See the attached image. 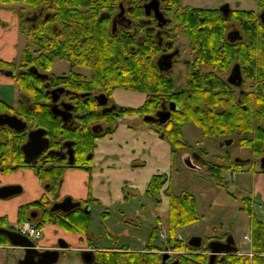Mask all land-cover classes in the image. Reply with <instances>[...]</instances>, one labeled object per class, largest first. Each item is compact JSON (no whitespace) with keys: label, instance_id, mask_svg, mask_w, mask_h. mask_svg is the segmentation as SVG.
<instances>
[{"label":"trees","instance_id":"obj_1","mask_svg":"<svg viewBox=\"0 0 264 264\" xmlns=\"http://www.w3.org/2000/svg\"><path fill=\"white\" fill-rule=\"evenodd\" d=\"M128 0H0V6L24 5L29 9H40L44 4L48 9H54L51 20H40L36 25L22 20L21 32L25 36V46L19 58L6 60L0 57V73L10 70L14 73L19 92L22 98L17 105L10 106L6 102H0V113L9 110L24 122L28 123L27 129L16 131L7 126H0V168L9 173L22 168L36 170L40 181L46 185L47 194L40 199L32 201L20 207L19 221H35L31 213L39 214L38 226L53 224L61 227L64 231L72 233L88 234L94 220L92 210L86 211L87 206L98 203L94 198L82 201L81 205L66 213L62 211L52 212L54 204L52 197L60 190L65 172L69 168L91 169V153L95 148L96 140L100 133L94 130L98 123L108 124L109 131L114 130L123 116L130 114H149L156 111L157 105L167 97L179 107L174 111L173 118L159 129V125L147 122L148 125H156L155 129L168 140L173 150L178 153L188 149L189 144L183 139V128L188 122L196 123L202 130L204 137L218 139V127L222 137L237 136L243 145L252 144L256 156L259 158L264 154V115L252 116L255 132L252 139H247L251 126L246 127L251 117L239 112L233 107L231 101L222 99L218 101L217 96L211 90L195 91L192 97L179 88L176 80H169L161 76L160 72H152L150 69L140 74L139 55L136 51L135 34L123 29L113 32L110 19L101 18L104 11L116 12L119 3H127ZM131 9L128 13L134 18L143 10L137 0H129ZM176 10L177 20L182 23L187 20L180 14H190V26L186 33L197 34L199 50L204 51L206 58L216 59L218 64L228 67L233 62L234 43L228 38V32L232 28V22H237L242 34L252 35L256 40H261V58L257 57V48L254 47L255 64H264V24L258 27L257 13L253 10H235L228 18H225L218 9L195 8L183 6L181 0H167ZM260 8L264 9V0H257ZM193 37V36H191ZM256 42V41H255ZM246 45L243 51H246ZM56 60H63L68 64V71L57 74L53 71ZM145 67V66H144ZM37 70L49 76L48 82L52 86H63L77 92L89 93L90 98H81L80 104L83 111L92 112L79 118L74 127L65 126L62 119L56 116L50 109L51 97L46 86L47 81L31 71ZM116 89L129 91H144L152 98L157 96L159 101H148L140 108L124 107L119 114L102 113L99 110L94 95L107 92L109 95ZM166 94V95H165ZM221 103L227 107L218 115L217 106ZM262 103V102H261ZM221 105V106H222ZM264 104H261V106ZM212 106L214 109H209ZM157 107V108H156ZM264 107V106H263ZM230 109L232 112H230ZM246 121V122H244ZM239 123V124H237ZM241 123H244L242 125ZM246 125V126H245ZM43 128L47 131L50 147H59L64 142L74 143L75 161L72 165L52 154L42 155L37 163H27L22 146L28 139L30 129ZM236 128L239 130L236 131ZM228 129V130H227ZM243 169V163L232 162L227 166L224 164L212 165L210 175L220 187L227 188L228 182L222 173L228 169ZM169 177L165 174L155 175L147 188V194L154 198L157 203L161 201V192ZM170 199L167 222L170 227L167 243L175 249L182 250L184 243L179 240L176 233L179 228L190 225L201 219L197 199L190 194H175L171 183L167 191ZM249 197L244 198L241 210L251 213ZM0 228H9L8 220L0 216ZM253 252L254 256H233L228 262L219 264H264V220L254 217L252 221ZM151 242L160 239L159 226L155 227ZM165 241H163V245ZM0 244H10V240L4 234H0ZM190 251L198 249L188 245ZM161 249V247H154ZM134 256L136 254H133ZM193 257L194 259H190ZM201 257V256H200ZM199 255L180 256L179 264H201ZM100 264H135V257L109 256ZM159 264L158 260H154ZM209 264V261H204Z\"/></svg>","mask_w":264,"mask_h":264},{"label":"flooded vegetation","instance_id":"obj_2","mask_svg":"<svg viewBox=\"0 0 264 264\" xmlns=\"http://www.w3.org/2000/svg\"><path fill=\"white\" fill-rule=\"evenodd\" d=\"M43 1L44 3L47 2V0ZM153 1L154 0H137L143 10V13H138L134 18H132L130 13H128V9H131L129 0L127 1L128 4L120 2L118 11H104L101 14L102 19H110L114 33H116L119 29H123L135 34L137 42L136 51L138 52L140 62L139 65L141 75L139 76L143 78V71H147V69H150L154 73L160 72L161 76L167 77L169 80H178L176 70H178L179 68H175V66L177 65L179 67V64H184L186 70L184 71L185 83L183 86H179V88L183 89V91H186L188 97H192L194 92L198 90H211L217 96L218 101H221L222 99L231 101V103H229L230 108L233 107L239 112L246 113L251 117V121L247 126H245H251L249 129H247L246 132H248L247 139H252L253 133L255 132V125L254 121H252V116H254V114L255 116L257 115L256 111L259 112L258 114L264 115V105L261 106V104H264V64H255L253 53L254 47H256L257 57L258 59L261 58L262 44L259 38L260 36L257 37L256 40L251 34H247V36H245L239 29L237 22H232V28L230 29L228 34L230 32L238 31L241 37L239 38L238 36L235 41H232L235 45L232 64H229L228 67H223L222 64H218V55L216 59H211L208 57L206 58L207 55L204 56V51L199 50L198 40L197 38H195L197 34H189V32L186 33V29L190 26L189 19L191 16L189 13L185 12L183 14H180L182 18L187 20L186 22L183 21L182 23H180L177 20V16H179V14L176 13L174 7L172 5H169L167 0H159L160 10L163 13L161 19H159L158 14L155 12L153 6L148 7V5ZM7 10L11 12V16L14 20L11 28L18 34V40L16 43V47L18 48V46H20V40L22 39V36L25 39V36L21 32L22 20L26 21L27 23H32L33 25H36L42 19H44L45 21L51 20L53 17L52 10L54 9H48L47 6L42 4L40 6V9L36 10L29 9V7H26L24 5H19L17 7L9 6L7 7ZM235 10H238V8L233 9L231 7L230 15ZM263 11L264 9L258 14L259 20L262 23L263 21L261 19V14ZM180 36H184L188 42L186 49L185 47L180 48L176 45L177 41H179ZM25 42H23L24 45H21L22 48H24ZM245 45L247 49L246 51H243L242 49ZM175 52H177V54L172 58V67L167 70H162L160 65V60L162 59V57L169 54H174ZM162 67L165 68L164 65H162ZM41 75L45 76V78H41L47 81L46 86L49 85V87L47 86V88L51 97V100L49 102L50 109L55 110L56 113H54L53 111L52 112L60 119H62L65 126H76L79 122L80 117L86 116L92 112V110L83 111V109H81L82 105L80 104L81 98H85L86 100L90 98L89 93L77 92L76 90L67 89L63 86H52L51 83L48 82L49 76L45 73H42ZM56 89H63L64 91L59 92L58 95H56L58 100L54 101L52 91ZM137 92L143 93L147 96L145 101L137 108L146 105L148 101L154 102V104L159 101L157 96L150 98L148 93L144 91ZM111 95L112 94L109 95L107 92H100L99 94L94 95V98L97 100L99 110L102 111V113H115L116 115H118L119 110H121L122 107L113 102V100L111 99ZM20 98H22V95L19 92V99ZM162 99L163 101L157 105L158 108L156 107V111L145 115L137 114V116L140 117L138 121H141L144 124H147V122H152L153 124L159 125V129L162 131L161 126H165L167 123H169V121L173 118L174 111L179 109L177 105V109H175L174 104L176 103L170 101L166 96ZM221 105V103H218V115L225 109H227V107L223 106L224 104L222 106ZM209 109L211 110L214 108L212 106H209ZM230 112H232L231 109ZM159 113H165L166 115H168V118L164 119L162 117L161 121L151 120V117L157 118ZM162 120L166 121L165 124L161 123ZM241 124L244 125V123ZM156 125L150 126L155 129ZM109 129L110 126L108 124H103L101 122L98 123L94 128V130L98 133L108 132ZM31 130L34 129H30L29 132ZM237 130L239 129L236 128V131ZM221 131L222 129L218 127V146H220L221 149L224 147L225 150H227V146H233L235 144H239L244 147L243 143L240 142L239 137H222V135L219 133ZM228 142L232 143L228 144ZM68 143L72 142H64L59 147L49 146V148L44 151L43 155L52 154L58 157L59 160H64L66 163L70 164L71 159L69 151L72 152V150L68 148ZM247 148L252 149L254 156L251 157V159L249 158L245 160H240V157H234L235 162L243 163L244 166L248 168L247 171L250 174L259 171L264 172L261 165V160L264 157V154L258 158L253 150L252 144L248 145ZM73 151L75 161L74 143ZM211 170L212 167L209 169V171L211 172ZM109 235L113 234L109 231ZM95 238L96 237L92 236L91 238H87L88 241L85 244V248L80 249L73 246L71 241H69L66 237L60 236L54 242H52L51 245H43L39 247L35 245L34 249L36 251L33 252H27L24 248L15 247L10 244H0V251L8 249H14L17 251V257L14 258L12 264H21L26 258L29 260L30 264H43L49 259L48 257H46V255L41 254L46 250H60V260L61 257L65 254V251L70 250V248H73L77 252L81 253L83 264H100L102 260L107 259L104 258L106 256H109V258L111 256L137 257L135 259V264H157V262H155L154 260H158L159 264H179L180 256H190L191 254H197L199 255V257L201 256L199 258L201 260V264H204V261L206 260L209 261V264H219L221 262H228V260H230V258H233V256L250 258L254 256L252 230L251 233L248 234V236H244V238L248 240L247 248L248 246H250V252L248 253L247 251L249 249H244L246 242L237 243L234 236L229 232L218 234L217 238L210 240L206 244H204L202 240V245L198 248L190 245V240H188L184 243L182 250L175 249L174 246L170 243L164 242V244L166 245H163V240L157 239L155 242H151L152 239H156L155 237H152V235L146 244L133 247L131 243H127L121 245L120 248H118V239H116V241L113 243L109 242L114 239V235L112 238H110L109 236L103 237L104 243H110L107 247L104 245L99 246L98 244H96V240H94ZM104 239H107L108 241H104ZM62 240L63 242H61ZM215 241L218 242V247L222 249V251L212 258V253L209 247ZM65 242H68L70 246L67 248H61V243ZM82 244H84V242H82ZM188 245L198 249V251H190L187 247ZM154 247H161V249ZM227 248H233V250L227 252ZM85 250H92L94 252V254L92 255V261L90 263H87L85 261V257L83 256V251ZM133 254L136 255L134 256ZM190 259L194 258L190 257ZM10 262V259L7 258L5 264H11ZM190 264H194V262Z\"/></svg>","mask_w":264,"mask_h":264},{"label":"rangeland","instance_id":"obj_3","mask_svg":"<svg viewBox=\"0 0 264 264\" xmlns=\"http://www.w3.org/2000/svg\"><path fill=\"white\" fill-rule=\"evenodd\" d=\"M182 3L184 6L219 10L224 4H229L233 9L253 10L257 13V17L263 10L258 5L257 0H182ZM0 8L7 9L6 6H0ZM0 22L5 23L3 20H0ZM260 23L258 17V27ZM23 42H25V39L22 36L20 46H18L16 50L14 59L20 57L23 49L21 45H24ZM176 45L180 48L185 47L186 49L188 42L184 36H180ZM175 68H179L176 70L178 75L176 84L178 87L183 86L185 83V66L184 64H179V67L176 65ZM53 71L57 74H61L64 71L67 72V63L63 60H56ZM7 90L8 94H11L12 91L14 92V97L11 98V103L9 102L13 105L16 100L15 87L9 86ZM131 95L132 93H128L125 89H116L113 91L111 99L122 108L131 107V105H135L134 103L137 102L136 98ZM10 113L9 110L4 112V114ZM131 115L134 114L126 115L125 117L131 118ZM183 139L190 146L188 149L185 148L176 155L177 164L173 173V185L171 188L175 194L186 193L197 199L201 219L190 225L179 228L176 233L177 238L185 243L191 238L198 236L203 238V242L206 244L210 240L217 238L218 234L229 232L234 236L237 243L246 242L244 249H249L247 253L250 252V246L247 248L248 240H246L244 236H248V234L251 233L252 221L255 216L264 220V213H261L262 207L250 196L255 181L252 175L247 171V167L244 166L243 169L236 170L229 168L222 173V176L225 177L224 181L228 182V186L227 188L220 187L214 180L215 178L210 175L209 169L212 165L215 166L218 165V163L229 166L232 162H235L234 157H240V160L251 159V157L254 156L252 149L247 148L246 145L243 147L239 144L227 146V150H225L224 147L221 149V147L218 146V139L204 137L201 128L194 122H188L184 125ZM185 152L190 154L196 152L201 157V160L193 159L194 164L199 166L200 169H190L184 164L181 155ZM167 187L166 185L164 189H167ZM164 189L161 194L160 203H157L154 198L146 193L145 195H139L137 199L130 202V205H124L123 209L126 222H123L121 220L122 217L119 215L105 221V219L97 216V212H95L94 225L92 224L89 232H94L96 244L107 247L111 242H115L116 239H118L117 241L119 243L118 248L127 243H131L133 247L146 244L155 231V227L159 225V218L161 219L162 225L166 228L163 230L164 236L169 235L170 227L167 222L168 213L164 211L163 208V202L168 200L169 195ZM245 197L250 198L249 204L252 209L250 214L241 210L244 205ZM130 218L135 220L138 219L139 222H130ZM51 226L55 227V235H60L59 230L62 228L53 224ZM61 231L63 233L62 235H64L62 237H66L69 241H71L70 238H68L69 234L82 235L81 238L75 241L76 243L72 242V244L76 247L78 246L79 249L85 248V244L88 241L87 238H91V236L85 233H72L64 231L63 229ZM109 231L115 235L114 239L109 241V244H106L107 242H103V237L108 236ZM104 241L108 240L104 239ZM82 242H84V244H82ZM42 243V240H36L37 245H41ZM16 252L17 251L14 249H8L0 251V254L9 258L12 264L14 258L17 257L18 253L16 254ZM56 264H83L81 253L70 248V250L65 251V254Z\"/></svg>","mask_w":264,"mask_h":264},{"label":"crops","instance_id":"obj_4","mask_svg":"<svg viewBox=\"0 0 264 264\" xmlns=\"http://www.w3.org/2000/svg\"><path fill=\"white\" fill-rule=\"evenodd\" d=\"M0 20L5 22H0V57L12 60L17 50L18 34L11 28L14 22L11 12L0 8ZM9 86L15 87L14 106L19 101L18 86L11 73L3 71L0 73V102L12 106L10 100L14 97V92L7 93ZM126 91L132 93L131 96L137 100L135 105H131L134 108L142 104L147 97L137 91ZM139 118L137 114L131 115V118L123 117L114 130L101 132L91 153V169H67L60 190L55 196L56 200L61 201L71 197L74 201L82 202L94 198L98 201L92 205L95 216L97 212V216L106 221L119 215L122 217L121 220L126 222L123 206L130 205V202L139 195H145L155 175H168L169 184L171 183L172 186L177 153L161 132L138 121ZM251 175L255 182L250 196H255L256 201L261 203V213H264V172L259 171ZM5 186L22 188V191L15 195L0 198V216L7 218L9 226L19 222L21 206L47 194L46 185L44 186L36 170L32 168H22L9 173L3 172L0 168V188ZM169 207L168 198L163 202L164 211L168 213ZM160 220L159 218V223L162 224ZM130 222L138 223L139 220L130 218ZM44 230L46 234L42 241L44 245H51L58 237L64 236L62 229L59 230L60 235L56 236L55 227L51 225H46ZM108 236L113 237V235ZM81 237L80 234H69L68 238L71 243H76L75 241ZM6 260L7 257L0 254V264H5Z\"/></svg>","mask_w":264,"mask_h":264},{"label":"water","instance_id":"obj_5","mask_svg":"<svg viewBox=\"0 0 264 264\" xmlns=\"http://www.w3.org/2000/svg\"><path fill=\"white\" fill-rule=\"evenodd\" d=\"M153 6L155 12L158 14L159 19H161V16L163 15V13L160 10V2L159 0H154L151 4L148 5V7ZM221 12L223 13L225 18H228L231 12V7L229 4H225L221 7ZM261 19L264 23V11L261 14ZM241 37L239 35L238 31H234V32H230L228 34V38L231 41H235L237 38ZM177 54V52H175L174 54H169L167 56L162 57V59L160 60V65H161V69L162 70H167L170 69L172 67L173 61L172 58ZM162 65L165 66L162 67ZM32 72H34L35 74H37L38 76L45 78L44 75H41L38 73L37 70L32 69ZM49 87V85H47ZM63 89H56L54 91H52V95L54 96V101H57L58 98L56 95H58L59 92H63ZM175 109L176 108V104H174ZM54 113L55 110H52ZM167 119L168 115H166L165 113H159V115L157 116V118L151 117V120L154 121H161V118ZM150 119V118H148ZM165 120H162V124H165ZM0 126H8L16 131H23L28 127V124L26 122H24L22 119H20L17 116L14 115H9V114H0ZM232 142H228V144H231ZM50 146V140L47 137V131L43 128H38L35 130H32L29 133L28 136V141L26 142V144L23 145L22 149L25 153V157H26V162L27 163H36L38 162V158L40 156L43 155L44 151L47 150ZM68 148L70 150H72V152L69 151V155H70V163L73 164L74 163V151H73V143H68ZM53 153V152H50ZM182 160L184 162V164L190 168V169H200L199 166L194 164V160L193 159H197V160H201V157L195 152L193 154L190 153H183L181 155ZM261 165H262V169L264 170V157L261 160ZM22 191V188L19 186H5L0 188V198H8L12 195H15L19 192ZM81 205L80 202H74L73 199L71 197H67L65 198L62 202L56 203L51 211L52 212H56V211H63V212H70L72 210H74L75 208L79 207ZM87 210H89V207H87ZM0 234H4L8 237V239L10 240L11 244L15 247H21L24 248L27 252H33L36 251L34 249L35 247V243L28 237L23 236L15 231H12L10 229L7 228H0ZM202 238L201 237H193L190 239V245L194 246V247H200L202 245ZM63 242V240L61 241ZM69 247V243L65 242V243H61V248H67ZM210 250L212 253V258L215 257L219 252L222 251V249H220L218 247V242L215 241L210 245ZM233 248H227V252L232 251ZM43 255H46V257H48L49 259L47 260V262H44L43 264H56L60 258V250H46L45 252L41 253ZM94 254V252L92 250H86L83 251V256L85 257V261L87 263H90L92 261V255ZM87 255V256H86ZM21 264H30L29 260L26 258Z\"/></svg>","mask_w":264,"mask_h":264},{"label":"built area","instance_id":"obj_6","mask_svg":"<svg viewBox=\"0 0 264 264\" xmlns=\"http://www.w3.org/2000/svg\"><path fill=\"white\" fill-rule=\"evenodd\" d=\"M16 229L33 240L40 239L43 236V231L32 222L18 224L16 225Z\"/></svg>","mask_w":264,"mask_h":264}]
</instances>
